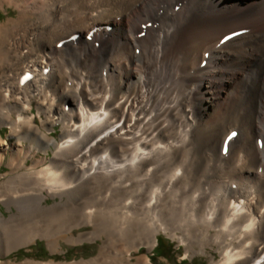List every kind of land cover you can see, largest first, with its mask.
<instances>
[{
  "label": "bare ground",
  "instance_id": "obj_1",
  "mask_svg": "<svg viewBox=\"0 0 264 264\" xmlns=\"http://www.w3.org/2000/svg\"><path fill=\"white\" fill-rule=\"evenodd\" d=\"M0 6V264H264V0Z\"/></svg>",
  "mask_w": 264,
  "mask_h": 264
},
{
  "label": "rangeland",
  "instance_id": "obj_2",
  "mask_svg": "<svg viewBox=\"0 0 264 264\" xmlns=\"http://www.w3.org/2000/svg\"><path fill=\"white\" fill-rule=\"evenodd\" d=\"M7 11H10L12 13V15H15L14 8H8V10H5L0 6V23H3L9 19V17H7ZM56 129L57 130L55 132V135L59 136L61 133V126L57 125ZM1 131L4 134V137L9 139V141L11 143H13L15 141V138L9 137L10 129L8 127H6V126L2 127ZM43 155H45V154L43 153ZM7 159L8 160L5 161L3 167L0 171V181L5 179L4 176H1L2 174H4V173L9 174L12 172V169L9 165V157ZM48 201H49V203L55 202V200L51 197L49 198ZM0 207L5 212L10 213L8 207L5 206L3 203H0ZM159 247H160V249L165 248L164 250H165L166 254L164 257L156 255L155 252H156L157 247L151 253H149L156 264H213L214 260L219 259V254L216 251V248H214V247H208L207 253H201L200 252L194 256L187 255V253L183 247H180L176 241L172 240L170 237H168L165 234H162V236H161V241H160ZM92 248L98 250L99 245H95V244H92L91 242H89V243H86V244L81 245L79 247H73L72 246L70 250H71V252L73 251L75 253V255L77 256L78 254L84 255L85 253L90 252ZM23 250H24L23 251L24 254L25 253H34V252H38V253L41 252L43 254H46V253H49V251H50L48 249L46 242H40L38 244L31 246L30 248H24ZM68 250H69L68 247L65 246L64 255L66 254V252ZM146 252H147V250L144 248L140 252L134 253L133 261H136L138 256L144 255ZM25 259H28V257ZM186 259H188V260H186Z\"/></svg>",
  "mask_w": 264,
  "mask_h": 264
}]
</instances>
